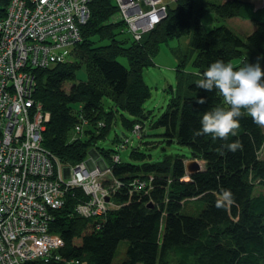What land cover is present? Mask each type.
Returning <instances> with one entry per match:
<instances>
[{"label": "trees", "instance_id": "1", "mask_svg": "<svg viewBox=\"0 0 264 264\" xmlns=\"http://www.w3.org/2000/svg\"><path fill=\"white\" fill-rule=\"evenodd\" d=\"M173 4L166 17L135 42L116 37L117 25L109 22L116 13L111 0H92L73 59L34 69L35 99L50 113L42 145L62 165L82 161L94 149L121 185L112 197L115 208L90 218L75 211L76 203L86 199L83 191L69 190L49 227L63 241L59 258L29 264H112L121 241L127 247L118 264H264V190L256 191L257 184L264 185V153L260 156L264 129L242 109L237 136L222 140L195 134L203 113L229 108L218 90L197 88L207 67L216 59L231 62L234 69L264 64V4L253 0ZM209 12L215 21L240 18L254 27L245 39L226 25L207 28L201 19ZM190 32L191 53L178 68L189 63L196 74L182 76L186 82L150 128L163 129L160 135L166 142L188 148L189 158L202 161L203 168L188 174L181 155L164 154L161 161L151 162L138 146L130 148L129 162L122 161L120 151L131 144L127 136L120 140L115 135V150L97 146L116 125L117 111L125 130L141 138L147 119L143 106L150 96L143 71L154 65L162 45ZM81 68L85 79L76 78ZM201 97L203 104L198 103ZM79 119L90 124V134L70 140ZM135 124L140 126L136 134ZM235 140L243 147L233 153L227 144ZM114 154L119 162H112ZM222 190L231 191L233 202L218 207Z\"/></svg>", "mask_w": 264, "mask_h": 264}, {"label": "built area", "instance_id": "2", "mask_svg": "<svg viewBox=\"0 0 264 264\" xmlns=\"http://www.w3.org/2000/svg\"><path fill=\"white\" fill-rule=\"evenodd\" d=\"M91 1L0 0V264L59 258L63 241L49 227L71 189L86 197L75 206L81 217L116 206L112 197L121 184L100 158L62 165L42 145L50 113L34 95V69L68 60L82 41ZM111 1L119 36L135 42L167 15L166 0ZM83 125L79 119L74 133ZM139 129L135 124L133 132ZM111 158L119 162L117 154Z\"/></svg>", "mask_w": 264, "mask_h": 264}, {"label": "rangeland", "instance_id": "3", "mask_svg": "<svg viewBox=\"0 0 264 264\" xmlns=\"http://www.w3.org/2000/svg\"><path fill=\"white\" fill-rule=\"evenodd\" d=\"M169 2L170 6H174V0H166ZM214 2H221L223 0H210ZM260 1V0H257ZM115 15V14H114ZM114 15L110 19V23H114ZM201 22L207 27L226 25L236 32L242 39H245L246 36L253 29V24L249 20L240 19V18H230V19H218L215 21L214 14L209 12L205 14ZM117 33L121 24L117 23ZM117 38H120L116 34ZM191 53V32L173 40H170L167 44H164L160 47L159 53L154 58V65L147 67L143 71V79L147 86L150 88V96L144 102V111L147 113V119L144 120L143 129L141 133V138L136 139L131 135L129 131L124 127L121 119V112L117 111L116 113V125L114 123L111 125L112 128L107 133L105 139L97 141V146L104 149H116L117 142H114L115 135L121 140L123 136L130 138L131 144L127 150L120 151V157L122 161L129 162V152L131 147H137L141 152L150 155L151 162L161 161L163 155H181L186 159L184 164L189 161H196L200 168H203V162L199 159L189 158L190 153L188 148L180 146L174 142L168 143L165 141L164 137L160 134L163 132L161 128H150L151 122L155 121L165 110L169 100L179 92L178 86L184 84L186 79L182 76H187L191 74H196V71H193V68L188 63L183 69L179 67V63L184 61ZM245 55L249 54V51H244ZM74 54V52H73ZM125 63V59H121ZM236 62V61H234ZM257 63V62H256ZM260 67L264 70V64L260 63ZM179 69V72L177 71ZM77 79H85L86 74L84 68H81L77 72ZM68 84H66L67 86ZM105 105L108 106V102L104 101ZM125 117L132 119L128 114H124ZM86 121V120H85ZM88 124V122L86 121ZM141 125V124H140ZM90 124L83 125V132L80 134L74 133V130L71 132V138L75 140L79 138H85L86 135L90 134ZM126 129V130H125ZM264 129V128H263ZM72 138V140H73ZM119 140V141H120ZM264 153V146L260 151V156ZM88 157H86L87 160ZM92 157H90L91 159ZM94 159V157H93ZM188 177V176H187ZM186 177V178H187ZM257 184V183H256ZM264 190V185H256V191ZM127 243L126 241H121L118 244L117 251L114 255L112 264H118L125 258Z\"/></svg>", "mask_w": 264, "mask_h": 264}, {"label": "clouds", "instance_id": "4", "mask_svg": "<svg viewBox=\"0 0 264 264\" xmlns=\"http://www.w3.org/2000/svg\"><path fill=\"white\" fill-rule=\"evenodd\" d=\"M202 75L203 78L196 82L197 88L207 92L218 90L229 108L216 107L203 113L201 129L196 135L211 134L222 140H227L229 135L237 136L240 128L238 118L242 116V109L254 124L264 128V70L258 62L234 69L231 62L216 59ZM205 102L203 97L198 100L200 104ZM242 147L240 140L227 144L228 151L233 153ZM223 202H233L230 190H222V201L217 206Z\"/></svg>", "mask_w": 264, "mask_h": 264}, {"label": "water", "instance_id": "5", "mask_svg": "<svg viewBox=\"0 0 264 264\" xmlns=\"http://www.w3.org/2000/svg\"><path fill=\"white\" fill-rule=\"evenodd\" d=\"M88 155H89V159L87 162H91V159L90 157H94V158H97V154L95 153L94 149H91L89 152H88ZM99 163H103V160L102 159H99L98 160ZM185 169H186V172L189 174V173H194V172H197V171H200L201 168L199 166V164L196 162V161H189L188 163L185 164ZM65 170V173H67L68 171V168H64Z\"/></svg>", "mask_w": 264, "mask_h": 264}, {"label": "bare ground", "instance_id": "6", "mask_svg": "<svg viewBox=\"0 0 264 264\" xmlns=\"http://www.w3.org/2000/svg\"><path fill=\"white\" fill-rule=\"evenodd\" d=\"M174 2V1H173ZM170 6V4H169V2H167V5H166V7H169ZM147 22H145L144 23V25L146 24ZM157 24H155V25H153L152 27H151V29L150 30H152V29H154L155 28V26H156ZM79 44V43H78ZM75 50H73L72 52H71V54H70V56H69V58H68V60L66 61V62H68V61H71L72 59H73V52H74ZM66 62H64V63H66ZM44 69V68H43ZM136 137H138V136H136ZM129 140H128V142L130 143V138H128ZM70 140H72V138L70 137ZM95 151V150H94ZM95 153H96V151H95ZM97 154V153H96ZM97 158H99V155L97 154Z\"/></svg>", "mask_w": 264, "mask_h": 264}, {"label": "crops", "instance_id": "7", "mask_svg": "<svg viewBox=\"0 0 264 264\" xmlns=\"http://www.w3.org/2000/svg\"><path fill=\"white\" fill-rule=\"evenodd\" d=\"M256 4H261L260 1H257V0H253Z\"/></svg>", "mask_w": 264, "mask_h": 264}]
</instances>
